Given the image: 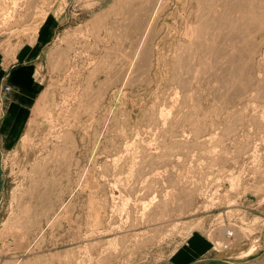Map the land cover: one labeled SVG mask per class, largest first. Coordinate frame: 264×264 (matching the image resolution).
Segmentation results:
<instances>
[{
	"label": "rangeland",
	"instance_id": "374dc122",
	"mask_svg": "<svg viewBox=\"0 0 264 264\" xmlns=\"http://www.w3.org/2000/svg\"><path fill=\"white\" fill-rule=\"evenodd\" d=\"M49 27L0 264H264V0H0L5 55Z\"/></svg>",
	"mask_w": 264,
	"mask_h": 264
},
{
	"label": "crops",
	"instance_id": "0c3cea01",
	"mask_svg": "<svg viewBox=\"0 0 264 264\" xmlns=\"http://www.w3.org/2000/svg\"><path fill=\"white\" fill-rule=\"evenodd\" d=\"M51 35V27L44 28L38 38L36 34L33 42L25 43L14 54L5 55L0 50V197L8 186L2 159L5 153L19 145L24 135L39 88L37 58ZM5 86L9 88L7 91ZM202 238L208 243L207 247L202 248V242H197L193 247L197 250L192 255L187 247L184 248L177 254L180 263H188L210 249V242L204 236Z\"/></svg>",
	"mask_w": 264,
	"mask_h": 264
},
{
	"label": "bare ground",
	"instance_id": "6f19581e",
	"mask_svg": "<svg viewBox=\"0 0 264 264\" xmlns=\"http://www.w3.org/2000/svg\"><path fill=\"white\" fill-rule=\"evenodd\" d=\"M203 2V1H202ZM214 2V1H213ZM229 2V1H228ZM207 3V2H206ZM232 4V3H231ZM217 5V4H216ZM220 5V4H219ZM234 5V4H233ZM233 5H231V6H233ZM202 6V5H201ZM212 6V5H211ZM215 7V6H214ZM237 9V8H236ZM247 10V9H246ZM209 11V10H208ZM259 11V10H258ZM257 11V12H258ZM207 12V11H206ZM222 14V13H221ZM205 16V15H204ZM207 16V15H206ZM225 17V16H224ZM207 18V17H206ZM212 18V17H211ZM223 18V17H222ZM227 18V17H226ZM226 18H223V19H226ZM245 18V17H244ZM205 19V18H204ZM138 21H139V18L137 19ZM137 20H136V22H137ZM222 20V19H221ZM228 20H229V18H228ZM245 20V19H244ZM141 21V24H142V20H140ZM205 21V20H204ZM212 21V20H211ZM227 21V20H226ZM226 21H223V23L225 22V25L226 24H229L228 23V21L226 22ZM135 22V23H136ZM147 22V21H146ZM229 22H233L232 20H229ZM206 23V22H205ZM208 23H209V21H208ZM213 23V22H212ZM220 23H221V21H220ZM231 23H230V25H231ZM150 24V23H149ZM233 24V23H232ZM145 25V24H144ZM147 25H148V23H147ZM203 25V24H202ZM206 25H208L207 23H206ZM223 25V24H222ZM221 25V26H222ZM146 26V25H145ZM229 26V25H228ZM231 26H233V25H231ZM225 27V26H224ZM223 27V28H224ZM140 28H141V25H140ZM202 28V27H201ZM204 28V27H203ZM209 28V27H208ZM142 29V28H141ZM147 29V28H146ZM203 30V29H202ZM224 30V29H223ZM147 31V30H146ZM216 31V30H215ZM213 33V32H212ZM242 33V32H241ZM186 34V33H185ZM222 34V33H221ZM189 35V34H188ZM192 35V34H191ZM226 35V34H225ZM229 35V34H228ZM204 37V36H203ZM229 37V36H228ZM227 37V38H228ZM143 38V37H142ZM205 38V37H204ZM195 39V38H194ZM201 40V39H200ZM212 40V39H211ZM223 40V39H222ZM227 40V39H226ZM200 42V41H199ZM211 42V41H210ZM233 46V45H232ZM214 47V46H213ZM216 47H217V45H216ZM188 48V47H187ZM208 48V47H207ZM211 48H212V46H211ZM213 49V48H212ZM214 50V49H213ZM212 50V51H213ZM216 50V49H215ZM139 51V50H138ZM209 53H210V51H209ZM215 55H216V53H215ZM146 56V55H145ZM189 56V55H188ZM218 56V55H217ZM233 57V56H232ZM138 58V57H137ZM231 58V57H230ZM235 58V57H234ZM232 59V58H231ZM238 59V58H237ZM232 61V60H231ZM236 61V60H235ZM188 62V61H187ZM233 63V62H232ZM235 63V62H234ZM229 64V63H228ZM185 65V64H184ZM231 66H232V64H231ZM237 67V66H236ZM225 68V67H224ZM239 68V67H238ZM144 69V68H143ZM237 69V68H236ZM139 70V69H138ZM210 70V69H209ZM230 70V69H229ZM239 70V69H238ZM191 75V74H190ZM214 75V74H213ZM196 77V76H195ZM194 77V78H195ZM187 81V80H186ZM182 87V86H181ZM187 92V91H186ZM187 95V94H186ZM154 160V159H153ZM155 161V160H154ZM98 185V184H97ZM95 195V194H94ZM175 202V201H174ZM158 205V204H157ZM165 209V208H164ZM97 213H99V212H97ZM99 220V219H98ZM156 220V219H155ZM100 222V221H99ZM226 231V230H225ZM228 233H231L232 235L234 234L233 232H227V233H225L226 234V237L228 238ZM234 236V235H233ZM125 237V236H124ZM231 239L230 238H228V241H230ZM226 243V242H225ZM224 243L222 244V248H223V250H226V249H224Z\"/></svg>",
	"mask_w": 264,
	"mask_h": 264
},
{
	"label": "built area",
	"instance_id": "2783aa9c",
	"mask_svg": "<svg viewBox=\"0 0 264 264\" xmlns=\"http://www.w3.org/2000/svg\"><path fill=\"white\" fill-rule=\"evenodd\" d=\"M4 89L7 91L9 88H8V86H5L4 87ZM233 237V235L231 234V233H228V238H232ZM224 249H228L229 248V243L227 242V243H224Z\"/></svg>",
	"mask_w": 264,
	"mask_h": 264
}]
</instances>
